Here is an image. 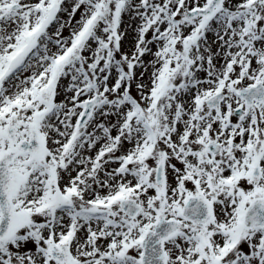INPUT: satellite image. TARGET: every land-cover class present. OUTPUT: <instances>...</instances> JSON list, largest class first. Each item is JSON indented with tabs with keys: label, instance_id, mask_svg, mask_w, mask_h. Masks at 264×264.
I'll return each mask as SVG.
<instances>
[{
	"label": "snow or ice",
	"instance_id": "obj_1",
	"mask_svg": "<svg viewBox=\"0 0 264 264\" xmlns=\"http://www.w3.org/2000/svg\"><path fill=\"white\" fill-rule=\"evenodd\" d=\"M0 264H264V0H0Z\"/></svg>",
	"mask_w": 264,
	"mask_h": 264
},
{
	"label": "rangeland",
	"instance_id": "obj_2",
	"mask_svg": "<svg viewBox=\"0 0 264 264\" xmlns=\"http://www.w3.org/2000/svg\"><path fill=\"white\" fill-rule=\"evenodd\" d=\"M79 18V13H77V19ZM128 22V18L125 17V23L127 24ZM65 35H67V31L65 32ZM134 33L129 29L127 36L124 38V40L122 41V45H123V50L124 51H129L134 43ZM212 37L210 36L209 39H211ZM155 50V49H154ZM145 59H151V57H145ZM133 95H135V88L133 87ZM115 134V133H113ZM110 167H116V165H111Z\"/></svg>",
	"mask_w": 264,
	"mask_h": 264
}]
</instances>
